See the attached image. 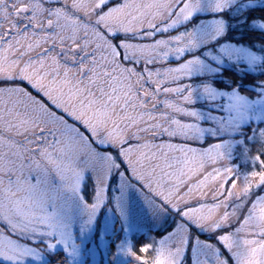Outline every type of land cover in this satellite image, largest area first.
I'll use <instances>...</instances> for the list:
<instances>
[{
    "label": "snow or ice",
    "instance_id": "1",
    "mask_svg": "<svg viewBox=\"0 0 264 264\" xmlns=\"http://www.w3.org/2000/svg\"><path fill=\"white\" fill-rule=\"evenodd\" d=\"M145 215L264 264V0H0V264H149Z\"/></svg>",
    "mask_w": 264,
    "mask_h": 264
},
{
    "label": "rangeland",
    "instance_id": "2",
    "mask_svg": "<svg viewBox=\"0 0 264 264\" xmlns=\"http://www.w3.org/2000/svg\"><path fill=\"white\" fill-rule=\"evenodd\" d=\"M169 63H170L171 66H175V64H176L175 61H169ZM193 146L194 147H200L201 145H199V144H193ZM249 147L252 149V153L255 154L256 151H257V149L259 148V144H256L255 146L249 145ZM233 163H236V161H233ZM91 187H92V185H91V182L89 181V184H88V190H89V192L91 191ZM145 194H147V193H145ZM110 195H111V193H110ZM134 199L136 200V203L137 204H142L143 203V197H140L139 195L135 196ZM208 200H209V202H211V195L210 194H209ZM103 214L104 213H103V209H102L101 210V216H103ZM116 227H117V230H118L119 229V224H117ZM140 227H141L142 231L147 232L146 237L148 238V242L151 243V244H153V246H156L158 240L160 238H162L166 234V232L171 231V227H169L167 224H165L163 226H160V222L159 221L155 222V224H154L148 218V215H145L140 220ZM153 229L154 230L164 229L165 232L163 234H160L159 236H157L156 234L149 233L150 232L149 230H153ZM195 234H197V233L194 232V235ZM200 239L204 240V239H206V237L201 236ZM111 252L112 253H115V247L114 246L112 247ZM140 255L145 256V258L149 261V264H151V260L154 257V253L153 252H152V257L149 256V253H147V254H141L140 253ZM57 258H60V257H57ZM99 260H100V258L98 257L97 258V261H99ZM187 260H188V257L186 256L185 257V261L187 262Z\"/></svg>",
    "mask_w": 264,
    "mask_h": 264
},
{
    "label": "trees",
    "instance_id": "3",
    "mask_svg": "<svg viewBox=\"0 0 264 264\" xmlns=\"http://www.w3.org/2000/svg\"><path fill=\"white\" fill-rule=\"evenodd\" d=\"M259 14H260L259 12L256 13V15H259ZM255 39H256V37H255V36H252V37H250V38H246L243 42H244V43H249V42H251V40H255ZM257 43L259 44V41H257ZM225 75L228 76V77H230V78L233 79V80H237V79H238V78H237L233 73H231V72H226ZM251 79H252V77H249V78H248V81H250ZM257 79H259V77H257ZM248 81H246V82H248ZM256 170H259V166H257V169H256ZM149 231H150L149 233L156 234L157 236H159L160 234H163V233L165 232L164 229H160V230H154V229H153V230H149ZM146 234H147V232L142 231L141 234H139L137 237L134 238V242H135V246H136V250H137V252H138V249H139L140 246L149 243V242H148V238L146 237ZM112 247H113V246H112ZM112 247H111V249H112ZM111 249H110V251H111ZM148 253H149V256L152 257V251L150 250ZM138 254H140V253L138 252ZM146 254H147V253H146Z\"/></svg>",
    "mask_w": 264,
    "mask_h": 264
}]
</instances>
